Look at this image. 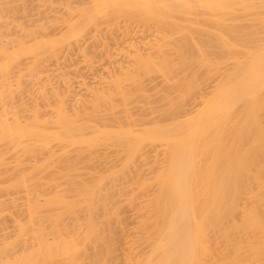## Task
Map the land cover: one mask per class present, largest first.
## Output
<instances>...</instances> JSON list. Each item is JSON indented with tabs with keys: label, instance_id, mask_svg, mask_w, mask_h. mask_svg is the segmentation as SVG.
Masks as SVG:
<instances>
[{
	"label": "bare ground",
	"instance_id": "1",
	"mask_svg": "<svg viewBox=\"0 0 264 264\" xmlns=\"http://www.w3.org/2000/svg\"><path fill=\"white\" fill-rule=\"evenodd\" d=\"M92 1L78 6L81 21L68 23L59 39L27 47L21 41L14 51L0 41V79L23 54H57L64 40L90 23L96 29L97 21L151 23L160 34L154 42L140 39L153 48L146 56L132 43L134 62L110 72L109 86H91L89 102L78 108L61 93L56 102L43 98L45 108L23 99V116L13 93L5 100L1 87L8 83L0 81V264H264V0ZM153 74L163 76L151 88L160 106L137 113L131 103L152 94L143 82ZM213 77L203 105L185 113ZM154 112L160 117L148 121ZM156 144L164 146L161 166L124 196L130 203L145 196L131 208L139 217L127 231L119 204L125 201L109 205L112 187L134 176L135 158L150 162L145 147ZM100 147L124 152L123 170L90 166L104 153Z\"/></svg>",
	"mask_w": 264,
	"mask_h": 264
},
{
	"label": "rangeland",
	"instance_id": "2",
	"mask_svg": "<svg viewBox=\"0 0 264 264\" xmlns=\"http://www.w3.org/2000/svg\"><path fill=\"white\" fill-rule=\"evenodd\" d=\"M92 3H93L92 0H90V1L89 0H0V32H1L0 33V35H1L0 41L5 43L11 51H14V50H16V48H18V49L20 48L21 41L25 42V46L27 47V46H32L34 43L37 42V40H41L42 38H44V40L45 39L54 40V38H55V40L59 39L61 36L63 37V35L69 31L68 28H70V27H68V26L70 23H72V22L76 23L75 21H77L78 19L79 20L81 19V18H78V16H80V15H78V13L80 14L79 9L87 7V5H90V7H93V6H91V5H93ZM77 10H78V12H77ZM75 12L77 13V15L76 14L74 15ZM116 19H118V20L111 19V21H105V20L97 21V23L95 24L96 29H95V27H93L94 25H92V23H90L91 26L88 25L84 31L82 30L83 32L77 38H73L71 40L69 39L66 42L64 40L63 41L64 43L62 42L63 44L60 43L61 45L57 48L58 51L56 50L57 54H55V53L53 55L52 54L51 55L46 54L47 56H45V54H43L40 56V58H39V56L37 58L33 57L34 54L33 55L31 54L30 56H27V54L26 55L23 54L21 56V54H20L22 59H21V57L20 58L17 57L18 59L13 62L14 64L11 65L12 68L10 71H8V75L7 74H6L7 76L5 75L7 78H4L5 76H3L2 79H0L1 82H3V83L5 82V84L8 83L6 85L10 86L9 89H8V86L1 87L2 89L7 88L6 92H5L7 95V98L5 97L6 96L5 95L4 96L5 100L8 99V97L9 98L11 97V96H9L10 93H13V95H14L13 100H15V102L17 103L16 104L14 102V104L16 105V108L19 110L22 109L21 106H24V105L30 106L34 102L36 103V101H37V103L39 101L38 104L42 107L44 106V104L47 100L48 101L50 100L51 102H56V101H54V99L58 98L56 94H58L62 97L64 96V95H61V93L65 94L64 98L66 100V103H68V106H70V108L73 106H76L78 108V106H79V105L77 106L78 103L79 104L81 103L82 105H84L83 102H85V101L89 102V98L91 97V94L89 92L90 91L89 88L91 86H94V85L100 86V87L102 85H104L105 87L109 86V84H111V82L106 81V80H109L108 78H110V76H109L110 72H112L114 70L118 72V69L120 68L121 65H122V67L127 68V65L129 66L130 62H131V64L134 62V59H132V57H136L137 54L135 52L136 48L135 49L132 48L133 47L132 43L138 44V46L140 45L139 48L142 47L140 49V52L142 50V52H144L142 54L146 56L150 51H152L153 48H151L150 45L146 44L145 42H147V41L148 42H154V38L157 39V36H159V34H160L158 31V28L151 23L150 24L148 23L149 25H143V24L136 22V21H129V20L126 21L123 18H116ZM196 19H197V17H196ZM68 20H70L71 22H68ZM74 23H72V24H74ZM41 24H42V27H41ZM33 28H35L34 29L35 31L32 30ZM28 32L31 33L32 35L29 34ZM2 33L4 35H2ZM33 36L36 38H34ZM143 37L145 38L146 41L144 40ZM2 38H3V40H1ZM14 38L17 40H12ZM140 39L145 41V42H143L144 44H142L140 42ZM34 40H36V42ZM149 40H152V41H149ZM15 41L17 43L13 44V43H15ZM26 42H29V43H26ZM3 43H2V45H3ZM0 46H1V44H0ZM13 46H15V47H13ZM133 50L135 52V56H134ZM25 56H27V57H25ZM37 59H38V62H37L38 64L35 62ZM17 61H19V62H17ZM16 62L18 63V65L15 64ZM27 66H29V67H27ZM31 66H32V68H31ZM18 67H20V68L18 69ZM35 67L37 70H35ZM126 68H124V69H126ZM28 69L30 70V72H28L29 71ZM32 69L35 70V71L33 70L34 74H32L33 71L31 73ZM19 72H21V73H19ZM112 73H114V72H112ZM30 74H32V77ZM155 75L153 74L151 78L146 77V79H144L143 84H145L144 87H148L147 88L148 92H151L153 89L154 90L157 89V88H155L156 85L162 82L161 80L163 79V76L162 75L161 76L160 75L155 76ZM101 76L102 77L105 76V77L101 78ZM106 76H108L107 79H106ZM38 78H40V79H38ZM213 79H214V77L212 79H209V81L201 87L202 88L201 93H200L201 97L197 98L198 100L196 99L197 100L196 102H195V100H192V101L189 100V102H187V104L184 106V108L186 110L183 108L185 110V113H187V112L190 113L191 110H192L191 112H195L196 109L200 107V105L201 106L203 105L199 101L202 100L201 98L203 96H204L203 97V99H204L205 97L207 98L208 94H210V91L212 90V87L214 84ZM84 80H85L86 84L83 82ZM95 80H97V81H95ZM100 80H101V82H100ZM7 81H9V82H7ZM105 81L107 82L108 85L106 84ZM66 84L68 85V87L70 86L72 89H70V87L67 88ZM64 85H66V86H64ZM152 85L153 86L155 85V86L151 87ZM160 85H162V83L157 85V86H160ZM0 86H5V85L3 84ZM86 86H87V88H86ZM46 88L48 90L49 89L50 90L48 91ZM151 88H153V89H151ZM5 89H4V91H5ZM69 89H70V91H69ZM87 89H88V92H87ZM67 90H68V94L65 93V92H67ZM154 90H153V92H151L152 94L148 93L150 95H147L146 93H144L145 95H147V97L150 96L147 99H145L146 96L143 93H142L143 94L142 95L140 92L139 93V94H141L140 96H138L137 93H135V96L137 95L135 99H137V100L140 99L139 102H142V103H140L141 105L136 107V105H137L136 103H138V102H137V100H135L136 103H135V101H134L135 104L131 103V105H132L131 108H133V106H134L133 109L136 108L134 110L135 112L140 113V111H141L140 114H143L145 112V110H146V112L148 110L149 106L146 107L147 104L148 105L153 104V107H156V108L158 106H160L159 101H158L159 105H156V106L154 105V104H158V103H156L157 102L156 98H158V96L160 95V94L156 93L157 90L156 91H154ZM48 92H50V93L48 94ZM22 93H23V95H22ZM41 93H43L42 95H44L45 97L40 95ZM173 94H175V93H173ZM46 95H47L48 99H47ZM79 95L80 96L82 95V96L80 97ZM151 95H153L152 97L156 96L155 99H153V98L150 99ZM22 96H24V97H22ZM43 98L46 101H44ZM23 99L25 100L24 105H22ZM31 99H32V101H31ZM58 99H56V100H58ZM20 100H21V102H20ZM28 100L30 101L31 104H29ZM76 100H77V102H76ZM80 100H82V101L80 102ZM147 100H150V102H147ZM152 100H154L155 102ZM26 102H28V104H26ZM71 102H74V103L71 104ZM143 104H145V105H143ZM198 105H199V107H198ZM81 106H79V107H81ZM139 107L142 109H139ZM145 107L147 109H145ZM150 107H152V106H150ZM43 108H45V107H43ZM48 108L46 107V110H51L50 107H48ZM137 109L139 112L137 111ZM43 110H45V109H43ZM22 111H24V110H21V112ZM24 112H27V111H24ZM24 112H22L23 114L22 113L21 114L23 116L27 115L26 113L24 114ZM156 112H158V111H156ZM156 112H154L155 115L151 114L152 115L151 117L149 115H148L149 117L147 116L148 119L150 118L148 121L152 120L154 117L159 116V114ZM147 118H145V119H147ZM153 146H151V145L148 147L144 146L147 149V151L150 153V154L148 153L149 156L151 155L149 157L148 154H146V158L148 159L147 162L149 160H151V161L146 163V161L144 162L140 158H138V159L135 158L134 163L130 162L132 166L130 165V163H129V165L131 166L130 170L133 169V170H131V171H133L132 174H134V172H136L137 174L135 173L134 176L131 174L132 176H129L128 180L127 179L124 180L125 178H122L123 180L120 179L114 185L115 187L114 186H113L114 188L112 187V192L114 193V191H115V193H114L115 195L112 196L114 203H112V199L110 198L109 200H111V201H109V205L110 204L113 205L115 203L118 204L119 202L125 201V203L123 202V203H119V204L122 206L123 217H126L124 220V222H126V223L123 222V225H124V227H126L127 231H129V230L132 231L133 229H135V228H133L134 227L133 225H135L134 223L137 220L136 217L137 218L139 217L138 210L131 209V208L139 207L140 203L142 204L143 200L145 199L144 198L145 196L144 197L142 196L143 199H141L142 198V197H140L142 195L141 194L139 196L140 199L139 198L135 199L136 200V201H134L135 203L134 202L130 203L126 199L129 198V196L131 195L130 194L131 190L133 188L136 189L138 187L139 184L136 185L139 182L138 179L145 177V176L148 178L153 177L154 173H156L159 166H161V161H163L162 159L164 158V155H163L164 153H162L164 146L160 147V145H157V144L153 145ZM156 146H158V149H156L157 148ZM101 147H100V150H101ZM149 147L150 148L153 147V149H154V150L152 149L153 153ZM114 148L115 147H110V148L106 149L103 147L102 148L103 150L99 151V153L101 154L104 152V153H106L105 154L106 156L103 153L102 155H99L100 157L96 156V158H94V159L92 158L93 161H90L91 164H89V165L92 167L93 166L99 167V165L101 163L103 166H104L103 163H107V166L105 164V166H106L105 168H111L113 170L121 169L123 166L121 164L123 162L122 159H123L125 154H123L124 152H122V151L118 152L117 148H115V149ZM146 149H145V151H144V149H143V151L141 150V152L146 153ZM107 151H108V153H107ZM157 152L159 153V155H156ZM113 153H114V155H113ZM110 154L112 156H110ZM103 155L105 157H103ZM162 155H163V157H162ZM101 156H102L103 160H100V159H102ZM108 157H110V158H108ZM154 157H157V158L153 159ZM120 159L122 162H120ZM139 159H140V161H139ZM157 159H159V160H157ZM136 160L140 163L139 164L136 163ZM152 160L153 161L155 160V162L157 161L156 163L158 165L156 163H154L155 168H152L150 165L153 162ZM83 164L85 165V163H83ZM83 164H80V165L84 166ZM133 164H137L138 166L137 165L133 166ZM115 165H117L116 168H115ZM139 166H140V168L138 169ZM136 167H137L138 171H137ZM82 168L86 169V170L85 169L80 170L82 172H85V171L87 172L89 170V168L88 167L86 168L85 166ZM153 169H154V171H152ZM122 170H123V168H122ZM87 175H88V173H87ZM136 176L137 177L139 176V177L136 178ZM63 179H66V178H63ZM131 179H133V180H131ZM134 179H136L138 181L137 182L135 181L136 183H134V185H133L132 182L134 181ZM121 180L123 181V183ZM65 182L63 183V186H65L64 185ZM128 182H129V184H128ZM60 187H62V185ZM149 187H150V189H149ZM147 188H148L147 191H149V190L152 191L154 188V184L149 185ZM151 191H149V192H151ZM121 192L123 193V195L120 194ZM120 195H122L123 199L120 198L121 197ZM124 196L127 198H125ZM7 197L4 199L5 202L9 201V197L8 198ZM140 200H142V201H140ZM127 203H130V204H127ZM131 204L133 207L130 206ZM77 211H79V212H76V214L82 220V214L84 217V213H83L84 211L79 210V209H77ZM133 211H135V212H133ZM67 218L69 219L68 220V222H69L71 218L66 216L65 221L67 220ZM133 219H135V220H133ZM72 220L69 222L71 225L74 221V220L73 221ZM69 223H68V225H69ZM114 223H115V225H114ZM117 223L119 225H117L116 220H114L113 225L114 226L117 225V227L119 228L120 223L119 222H117ZM130 226H132V227H130ZM70 228H71V226H70ZM130 228H132V229H130ZM88 250H89V252L92 251L91 248Z\"/></svg>",
	"mask_w": 264,
	"mask_h": 264
}]
</instances>
